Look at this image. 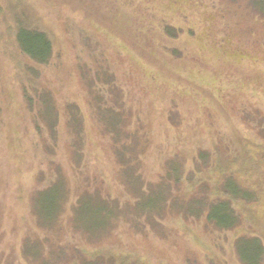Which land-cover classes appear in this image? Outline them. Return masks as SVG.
<instances>
[{
	"label": "rangeland",
	"instance_id": "374dc122",
	"mask_svg": "<svg viewBox=\"0 0 264 264\" xmlns=\"http://www.w3.org/2000/svg\"><path fill=\"white\" fill-rule=\"evenodd\" d=\"M17 25L49 37L47 64L21 53ZM99 71L109 80L92 81ZM116 99L132 141L124 173L100 119ZM228 175L258 201H235L242 223L222 231L206 204ZM53 182L65 195L48 226L51 198L33 197ZM145 188V227L121 215L91 237L72 223L85 190L133 219ZM194 191L199 217L183 204ZM80 217L101 228L93 210ZM249 234L264 247V19L246 0H0V264H37L40 250L59 264H264V252L240 260L234 241Z\"/></svg>",
	"mask_w": 264,
	"mask_h": 264
},
{
	"label": "trees",
	"instance_id": "16d2710c",
	"mask_svg": "<svg viewBox=\"0 0 264 264\" xmlns=\"http://www.w3.org/2000/svg\"><path fill=\"white\" fill-rule=\"evenodd\" d=\"M246 1L247 3H249V7L255 13L257 12L264 19V9L255 5L252 0H246ZM163 31L165 33L168 32V35L170 36L174 35L173 30H169L168 28L163 29ZM16 34H17L16 44L18 48L20 49L21 53L25 57H27L30 61L39 65L47 64L50 61L53 52L52 43L49 37L44 32L29 26L24 28L17 25ZM104 71L105 70H103V72ZM104 73L107 74L106 71ZM100 74L101 71H99L96 74V78L93 79L92 81L96 82L95 80L100 78H102L103 81L109 80V76H105V75L101 76ZM109 82L111 83L113 81L110 80ZM110 83H109V87L114 86V83L113 84ZM91 91L96 92L95 88L92 89ZM94 97H96L97 101L101 99L102 103L104 104L107 101L103 97L102 98L99 97V94H97ZM116 103H117V99L115 103L113 105H110L109 107L101 106L100 104L99 106L96 104V106L98 107L101 106L100 119L102 121L103 127L107 130L109 129L112 130L113 127V129L116 130V133L114 135V140L112 139V147L114 149V152H116L115 153L116 159L120 165V169L122 170V173H124L126 170L125 166L130 158L127 155L128 150L126 146L130 145L132 141L129 139L130 133L125 131V129L121 126V124L125 122L126 119L124 116V109H121V106ZM69 110L72 117L77 118L78 113L75 110H73V107H71ZM79 125L80 123H78V121L74 122V126H77V128H80ZM126 133L127 136L125 139L124 134ZM77 135L78 137H80L79 133ZM121 135H123V139ZM77 141L80 142L79 139H77ZM127 142L128 144H126ZM170 165L171 164H167V175L168 174L170 175L173 172V170H170L171 169ZM128 166L129 165H127V167ZM178 179L179 178H177V181ZM61 185L62 184H58V182H53L52 185L37 190L33 197L34 199L33 203L35 205H38L37 202L35 203V198H37L38 196L40 197L45 196V199H47L48 196L49 198H51V202L54 208H52V210L49 209L48 211H51L54 214L52 216V224L48 226H53L55 219L58 218L62 210V200L64 198L65 193L63 188L64 186ZM216 192L219 195L215 196L214 199L209 200V202H207L208 204H206L207 205L206 221L208 225L222 231L235 229L239 227V225L242 223L241 215L240 213H237L233 205L235 201L241 202L244 205L255 204L258 201L256 192L244 186L243 184L239 183L233 175L226 176L223 179V181H221L218 184ZM140 193L142 194L141 199L136 200L135 203L131 205L132 208L135 210V212H138V215L134 216L133 219H131L129 218L130 216L128 217L129 215L128 210L126 211L125 207L121 206L115 200L103 199L101 197H97L95 194H91L88 190H85L78 198L77 202L74 204L73 212L71 215L72 223L75 225V227L81 229L82 231H85V233L91 237H94L95 235L99 234L107 226L108 227L111 226L112 223L114 224L116 220H120L119 218H124V217H127L128 220L130 219L132 223L135 222L138 223L140 226L145 227L146 224L144 222L149 219H153L151 217V214L154 209L155 203L153 202L151 193L150 196L149 194H147L146 188L140 190ZM194 193L195 196L190 198L191 201L189 200L183 204H187L190 206V209H186L188 210L189 213L195 215L196 217H199L201 213H204V196H201L198 193V191H194ZM42 206L43 205L40 206L41 210H42ZM89 209L93 210L94 213H96L97 217H99L98 219L100 220L101 228L98 229L97 232L96 230L95 231L88 230L85 226V222L80 217V212L87 211ZM121 215L124 217H122ZM38 217H37V221H38ZM39 224L42 227H46L42 223ZM29 240H30L29 238L26 239L25 243L26 242L29 243ZM234 246L239 253V258L241 261H246V260L257 261L258 259L261 260L262 253L264 252V247L262 245L260 238L255 237L251 234L247 236L241 235L237 237L234 241ZM42 255L43 254L40 250L36 256L37 259H35L32 256L33 259L37 261V264H40L41 261L42 264H44V261H46L47 259H49L52 262V264H59L57 263L56 260H58L60 256L58 257V255H56L54 257L55 254L52 255V253L49 256L41 257ZM52 258H54V260H52ZM83 258L84 259L86 258L85 255H83ZM73 264H100V263L97 262V260L94 261V260L85 259V261L76 262Z\"/></svg>",
	"mask_w": 264,
	"mask_h": 264
}]
</instances>
